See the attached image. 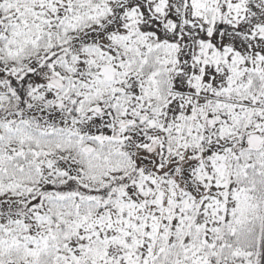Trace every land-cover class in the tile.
<instances>
[{"label":"snow or ice","instance_id":"snow-or-ice-1","mask_svg":"<svg viewBox=\"0 0 264 264\" xmlns=\"http://www.w3.org/2000/svg\"><path fill=\"white\" fill-rule=\"evenodd\" d=\"M0 264H264V0H0Z\"/></svg>","mask_w":264,"mask_h":264}]
</instances>
